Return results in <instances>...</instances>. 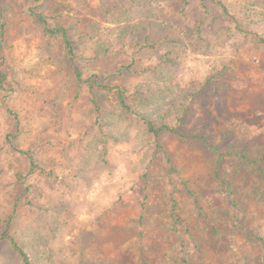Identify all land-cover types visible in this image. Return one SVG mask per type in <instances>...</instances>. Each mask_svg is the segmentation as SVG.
Returning a JSON list of instances; mask_svg holds the SVG:
<instances>
[{
  "label": "rangeland",
  "instance_id": "374dc122",
  "mask_svg": "<svg viewBox=\"0 0 264 264\" xmlns=\"http://www.w3.org/2000/svg\"><path fill=\"white\" fill-rule=\"evenodd\" d=\"M204 4L197 32L198 0H0V236L31 264H264V0Z\"/></svg>",
  "mask_w": 264,
  "mask_h": 264
},
{
  "label": "trees",
  "instance_id": "16d2710c",
  "mask_svg": "<svg viewBox=\"0 0 264 264\" xmlns=\"http://www.w3.org/2000/svg\"><path fill=\"white\" fill-rule=\"evenodd\" d=\"M198 2L201 4V6L204 8L203 9V13L204 16L201 19V21L199 22L198 25V29L197 32L201 31V27L207 23L208 19H214L212 17V15H210L207 11L206 5L204 4V0H198ZM39 23L42 25L44 32H46L47 34H49L50 36H56L61 38L65 44H69V41L67 39V31L61 29V28H54V29H49L46 27V24L44 22V20L41 17H37ZM247 36H249L251 39L256 40V43L261 44L263 43V40L258 38L255 34L253 33H249ZM161 46L159 45H151L148 48L149 49H156V48H160ZM168 60V55L167 53L164 54V56L162 57V60ZM131 68V65L125 66L122 68V70H129ZM119 74H121V70H119ZM115 92L118 94V96L121 98L123 96L124 93V89L123 88H116L114 89ZM92 104L95 107L96 106V101L95 98L92 96ZM122 108L124 107V105L121 103L120 105ZM96 110L99 111V109L96 107ZM124 110H126V108H124ZM141 124L144 125V127L146 128V131L149 135H151L153 137V139L155 141H158L159 137L162 134H168V133H172L175 134L176 136H178L180 139L185 140L186 136L181 135L180 133L177 132L175 127H169L167 125H162L159 127H155L151 122H148L144 119H140ZM159 147L160 150H162V147L160 145H157ZM163 152V150H162ZM164 153V152H163ZM233 156H236L240 159L241 162H243L244 164L248 165L250 164L251 166L255 165V162L257 163V161H260L259 159L255 158V162H251L250 159L248 158L247 154L245 153H234ZM220 159V158H219ZM218 159V160H219ZM264 159V153H263V157L261 158V160ZM250 167V166H249ZM222 184V183H220ZM0 240H6L8 242V245L11 247V249L16 253L17 257L20 260L21 264H31V260L30 257L28 256V254L17 245L16 241L10 237H7L6 234H2L0 236Z\"/></svg>",
  "mask_w": 264,
  "mask_h": 264
}]
</instances>
